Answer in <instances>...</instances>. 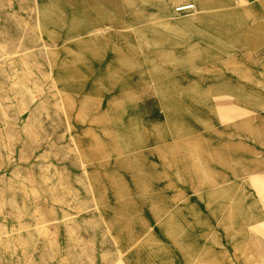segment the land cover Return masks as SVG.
Here are the masks:
<instances>
[{
	"label": "crops",
	"instance_id": "0c3cea01",
	"mask_svg": "<svg viewBox=\"0 0 264 264\" xmlns=\"http://www.w3.org/2000/svg\"><path fill=\"white\" fill-rule=\"evenodd\" d=\"M193 1L188 28L157 0H38L109 235L74 221L41 264H264V0Z\"/></svg>",
	"mask_w": 264,
	"mask_h": 264
},
{
	"label": "rangeland",
	"instance_id": "374dc122",
	"mask_svg": "<svg viewBox=\"0 0 264 264\" xmlns=\"http://www.w3.org/2000/svg\"><path fill=\"white\" fill-rule=\"evenodd\" d=\"M183 3L195 2L168 6L189 18L190 28L194 12L175 11ZM39 13L38 0H0V264H41L46 255L49 262L51 239L65 236L74 221L93 244L109 238L86 180L78 129L69 126L52 76L53 49ZM83 213L88 221H78Z\"/></svg>",
	"mask_w": 264,
	"mask_h": 264
},
{
	"label": "bare ground",
	"instance_id": "6f19581e",
	"mask_svg": "<svg viewBox=\"0 0 264 264\" xmlns=\"http://www.w3.org/2000/svg\"><path fill=\"white\" fill-rule=\"evenodd\" d=\"M157 1H159L161 3H165V4L168 5V4H171V2L173 0H157ZM183 4L184 5H181V4L180 5H176V7H178V6L179 7L180 6H185V5H188L190 3H187V4L186 3H183ZM194 5H195V3H194ZM96 40L101 41L102 39H98L97 37H93V38L91 37L88 40L89 41L88 43L97 44L96 43ZM234 41H235L236 45H238V47H239L240 50H245V49H248L249 48V55L251 54V58L254 59L253 53H254L255 49L257 48V45H258V39L257 38H255V37H251V38H235ZM235 58L237 60L238 59V56H235ZM102 74H103V72H102ZM123 74H124V78H125V73H123ZM67 77H68L67 82H72L73 83L74 81H79V75L75 74V72L72 71V70H68L67 71ZM59 80L62 81L63 80V77L60 76L59 77ZM119 85H121V83ZM66 86L67 87H71L70 85H67V84H66ZM62 93H63V91H62ZM63 94H64V97H65V101L67 102L66 93L64 92ZM222 152H224V150L221 149V148H219L218 145H216L213 149L210 150V158L218 164L221 161H223V158L224 157L221 155ZM219 178H220L219 179L220 188L221 189L227 188L226 187L227 184L224 181V179H226V174L219 176Z\"/></svg>",
	"mask_w": 264,
	"mask_h": 264
},
{
	"label": "built area",
	"instance_id": "2783aa9c",
	"mask_svg": "<svg viewBox=\"0 0 264 264\" xmlns=\"http://www.w3.org/2000/svg\"><path fill=\"white\" fill-rule=\"evenodd\" d=\"M187 4V3H186ZM181 5H184V4H181ZM195 5L194 3H190L188 5H185V6H178L175 8V11L177 13H180V14H183V13H193L195 11Z\"/></svg>",
	"mask_w": 264,
	"mask_h": 264
}]
</instances>
